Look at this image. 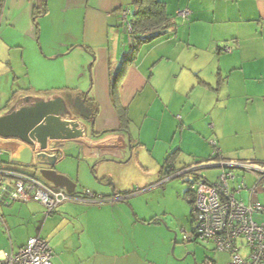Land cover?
<instances>
[{"label":"crops","instance_id":"crops-1","mask_svg":"<svg viewBox=\"0 0 264 264\" xmlns=\"http://www.w3.org/2000/svg\"><path fill=\"white\" fill-rule=\"evenodd\" d=\"M163 2L172 27L141 42L121 20L124 9L134 19V0H0V116L23 97L62 96L78 117L71 102L86 96L97 112L95 135L109 133L89 145L53 143L45 151L63 160L46 167L73 180L76 197L85 191L97 197L56 211L53 220L75 222L85 250L54 264H181L172 255L184 256L178 237L192 227L179 230L171 216L149 215L139 198L128 199L168 187L180 178L176 172L203 167L211 140L228 162L264 165V0ZM104 140L107 146L96 147ZM26 148L0 137V165ZM174 152L173 175L166 177ZM13 168L39 178L37 167ZM213 170L210 180L220 172ZM236 175L234 187L246 185L237 199L264 207V180L244 170ZM117 196L126 200L112 202ZM204 246L203 264L230 263L228 253Z\"/></svg>","mask_w":264,"mask_h":264},{"label":"built area","instance_id":"built-area-1","mask_svg":"<svg viewBox=\"0 0 264 264\" xmlns=\"http://www.w3.org/2000/svg\"><path fill=\"white\" fill-rule=\"evenodd\" d=\"M184 17L186 12H181ZM130 10L121 13L124 30L132 36L133 25ZM224 52H232L225 47ZM213 155L220 154L218 143L211 140ZM2 152L0 151V158ZM203 167L186 169L176 176H187L191 205L192 231L184 233L183 242H196L212 245L217 252L228 253L229 264H264V207L257 204H245L237 199L236 193L246 187L240 181L234 187L236 172L248 171L264 180V166L252 162H228L222 159ZM219 169L215 180L196 175L202 169ZM85 198L69 194L65 189L56 188L44 183L38 177H33L11 165H0V206H11L15 203L35 202L44 207L45 218L52 216L60 206L67 202L86 201L96 203L97 197L90 191L84 192ZM124 197L117 196L112 202H120ZM260 216L262 221L254 219ZM248 250V255H242L241 250ZM53 251L49 243L40 236L30 238L17 252L0 255V264H53Z\"/></svg>","mask_w":264,"mask_h":264},{"label":"rangeland","instance_id":"rangeland-1","mask_svg":"<svg viewBox=\"0 0 264 264\" xmlns=\"http://www.w3.org/2000/svg\"><path fill=\"white\" fill-rule=\"evenodd\" d=\"M130 8L131 11L135 12V7L132 3H130ZM6 161H9L8 155L2 159V162ZM198 173L209 179H213L215 176V170L213 169L201 170ZM188 179L187 176L174 179L168 183V187L157 186L151 191L136 195L128 200L139 198L137 200L140 207L147 214L157 213L164 217L171 216L175 219L173 221L179 230L182 225L190 229L192 227L191 205L186 198L189 185L185 183ZM130 211L135 216L136 212L131 208ZM43 214L42 208L35 204L19 203L13 207H1L0 255L5 252L10 253L12 247L17 252L27 243L30 237L35 238L38 236L45 239L52 249H56L53 254V264L59 263L62 256L65 261L67 259H75L79 251L85 250V246H80L79 237L81 234L79 232L76 233L74 221L69 219L62 221L60 218L53 220L55 216L60 215L59 213H55L48 218H45ZM49 218L50 221L48 222L47 219ZM254 219L258 222L262 221L260 216H255ZM178 240L180 242L179 246L184 247L185 250L183 251L185 254L182 258H178L175 256L174 250L173 258L179 260L181 264H203L202 260L206 259L205 247L208 246H204L201 243H184L181 235H179ZM172 250L173 247L171 252Z\"/></svg>","mask_w":264,"mask_h":264},{"label":"water","instance_id":"water-1","mask_svg":"<svg viewBox=\"0 0 264 264\" xmlns=\"http://www.w3.org/2000/svg\"><path fill=\"white\" fill-rule=\"evenodd\" d=\"M86 100V96H78L72 100V107L78 113L77 117L72 112L69 101L62 96L48 99L32 96L20 98L0 116V137L17 139L27 145L18 158L12 159V163L37 167L41 180L74 194L76 183L73 180L55 169L46 167L49 162L62 165L63 160L58 161L57 156H49L45 151L53 143H93L96 116L93 109L86 104ZM107 145L108 140H104L96 144V147ZM129 149L131 150L130 145ZM125 200L126 198L120 202Z\"/></svg>","mask_w":264,"mask_h":264},{"label":"trees","instance_id":"trees-1","mask_svg":"<svg viewBox=\"0 0 264 264\" xmlns=\"http://www.w3.org/2000/svg\"><path fill=\"white\" fill-rule=\"evenodd\" d=\"M134 5L136 7V12L134 14V19L132 21V25H133L132 38L139 40L141 42H149L159 36L165 35L168 32L169 28L172 27L173 23H172L171 17L169 16L167 12L166 4L163 2V0H134ZM142 36L144 37L142 38ZM94 114L95 116H97V112H94ZM122 118L125 121V116H123ZM107 134L109 133L108 132H105L103 134L101 133V134L95 135L94 138L99 139L101 137H104ZM176 154L177 152L172 153L166 161L167 162L166 164H168V170L165 171L164 173L166 177L173 175L172 174L173 171H170L169 169H170V166L173 165L172 163H173V160ZM219 156H221L222 159L225 160V157L221 152L217 156H214L212 152L210 159L206 161V163L210 164L214 161H219L220 160ZM9 165L18 166V164H15V163H10ZM212 169H215V168H212ZM195 174L200 176V173L198 172H195ZM182 177H185V176H182ZM186 183L189 184L188 180L186 181ZM75 194L76 193H74L73 195ZM128 194L129 193L125 194L124 196ZM188 196H189V189L186 192V198Z\"/></svg>","mask_w":264,"mask_h":264},{"label":"flooded vegetation","instance_id":"flooded-vegetation-1","mask_svg":"<svg viewBox=\"0 0 264 264\" xmlns=\"http://www.w3.org/2000/svg\"><path fill=\"white\" fill-rule=\"evenodd\" d=\"M75 115V114H74ZM76 116V115H75ZM22 171V170H21ZM25 173V172H24ZM28 174V173H27ZM30 175V174H29ZM32 175V174H31ZM33 177H36V175H32Z\"/></svg>","mask_w":264,"mask_h":264}]
</instances>
